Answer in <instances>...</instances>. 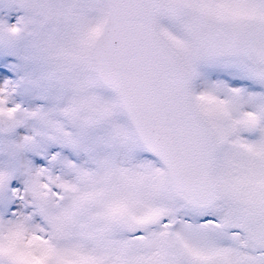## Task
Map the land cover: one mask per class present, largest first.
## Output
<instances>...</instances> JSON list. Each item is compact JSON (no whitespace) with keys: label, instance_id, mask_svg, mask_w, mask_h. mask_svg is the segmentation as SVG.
<instances>
[{"label":"snow or ice","instance_id":"6c2138e0","mask_svg":"<svg viewBox=\"0 0 264 264\" xmlns=\"http://www.w3.org/2000/svg\"><path fill=\"white\" fill-rule=\"evenodd\" d=\"M0 264H264V0H0Z\"/></svg>","mask_w":264,"mask_h":264}]
</instances>
